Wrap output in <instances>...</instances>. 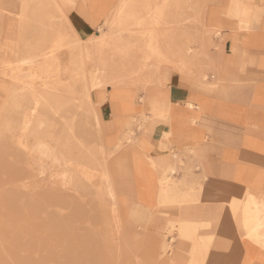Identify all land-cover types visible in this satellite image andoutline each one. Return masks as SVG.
<instances>
[{"label": "rangeland", "instance_id": "obj_1", "mask_svg": "<svg viewBox=\"0 0 264 264\" xmlns=\"http://www.w3.org/2000/svg\"><path fill=\"white\" fill-rule=\"evenodd\" d=\"M211 1L122 0L81 43L64 0H0V264L207 262L204 227H173L177 206L134 214L118 194L111 203L112 153L91 93L205 66L221 37L204 24Z\"/></svg>", "mask_w": 264, "mask_h": 264}, {"label": "crops", "instance_id": "obj_2", "mask_svg": "<svg viewBox=\"0 0 264 264\" xmlns=\"http://www.w3.org/2000/svg\"><path fill=\"white\" fill-rule=\"evenodd\" d=\"M64 1L81 43L122 4ZM204 24L221 36L212 37L205 66L91 93L100 139L112 153L114 188L129 201L122 211L175 205L173 227H204L198 237L207 242L197 245L208 247L205 264H264V247L246 236L243 221L247 207L264 210V0H213ZM10 30L2 38H12Z\"/></svg>", "mask_w": 264, "mask_h": 264}, {"label": "bare ground", "instance_id": "obj_3", "mask_svg": "<svg viewBox=\"0 0 264 264\" xmlns=\"http://www.w3.org/2000/svg\"><path fill=\"white\" fill-rule=\"evenodd\" d=\"M96 120H97V122H99L98 117H96ZM142 121L143 122H140V124H139V126L141 128L144 126L145 119L143 118ZM104 177L106 178V180L109 184V186H108V197L111 200V203L113 205H116L117 193H116V190L114 188V185L111 182V177H109L105 171H104ZM243 221L245 223V228L248 230V233L246 235L247 237L257 238V239L262 237V236L264 237V229L260 228V226H262L261 223L264 224V210L261 211V209L257 208V207H254V208L247 207L246 208V214L243 217Z\"/></svg>", "mask_w": 264, "mask_h": 264}]
</instances>
